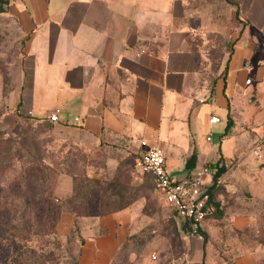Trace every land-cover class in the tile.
<instances>
[{"label": "crops", "instance_id": "crops-1", "mask_svg": "<svg viewBox=\"0 0 264 264\" xmlns=\"http://www.w3.org/2000/svg\"><path fill=\"white\" fill-rule=\"evenodd\" d=\"M7 9L22 41L2 129L55 110L50 131L69 146H111L134 157L157 142L173 177L185 173L194 150L192 166L215 165L208 186L221 164L210 190L215 210L201 223L200 262L255 264L256 242L238 240L234 263L213 244L229 228L247 227L264 202V0H7ZM231 40L206 83L198 58L209 60L205 51ZM52 190H72L71 175H59ZM136 206L80 215L61 208L54 230L71 234L72 264H152L133 245Z\"/></svg>", "mask_w": 264, "mask_h": 264}, {"label": "rangeland", "instance_id": "rangeland-1", "mask_svg": "<svg viewBox=\"0 0 264 264\" xmlns=\"http://www.w3.org/2000/svg\"><path fill=\"white\" fill-rule=\"evenodd\" d=\"M2 6L0 114L15 86L22 41L16 18L7 3ZM232 41L205 51L209 60L198 58L197 68L206 83L218 70L220 53L227 52ZM0 136L13 138L7 149L0 150V264H72L76 246L71 234L60 237L54 230L58 211L104 214L132 202L139 207L133 245L152 264L202 262L199 255L206 240L202 229L201 237L186 232L181 219L163 204L150 174L133 168L132 154L105 145L89 150L69 146L53 137L47 120L35 117L16 119L7 131L0 124ZM111 156L117 158L113 165H109ZM64 173L71 175L72 190L59 194L52 188ZM255 207L250 224L242 230L229 228L223 241L213 244L217 248L213 252L234 263L241 252L238 240L252 241L262 246L255 264H264V202Z\"/></svg>", "mask_w": 264, "mask_h": 264}, {"label": "built area", "instance_id": "built-area-1", "mask_svg": "<svg viewBox=\"0 0 264 264\" xmlns=\"http://www.w3.org/2000/svg\"><path fill=\"white\" fill-rule=\"evenodd\" d=\"M27 113L30 111L28 110ZM57 118L55 110L47 114L49 121H55ZM73 119L77 120L78 116H74ZM210 120L217 121L218 116L211 115ZM206 138L209 136L207 135ZM252 152L256 156L260 155L256 147L252 148ZM132 166L139 172H147L151 175L154 187L163 203L184 218L187 233L201 237L202 221L215 210L208 193L209 179L207 178L215 165L205 163L191 166L182 176L173 177L165 167L162 147L154 142L146 150L133 157ZM183 262L184 264H202L200 261L190 259H183Z\"/></svg>", "mask_w": 264, "mask_h": 264}, {"label": "trees", "instance_id": "trees-1", "mask_svg": "<svg viewBox=\"0 0 264 264\" xmlns=\"http://www.w3.org/2000/svg\"><path fill=\"white\" fill-rule=\"evenodd\" d=\"M3 3H7V0H0V11H3V10L5 9L4 6H2ZM234 4H235L234 16H235L236 19H238V17H237V15H238V5H237V3H234ZM41 119H42V120H44V119L47 120L45 117H42ZM47 121H48V120H47ZM48 122H49V121H48ZM230 124H231V117L229 116V113L227 112L226 120H225V125H224V132H226V131L228 130ZM12 140H13V138H11L10 136H5V137L0 136V150L4 151L5 149H7L8 146H9V144H10V142H12ZM194 160H195V151L192 150V152L190 153V155L185 159V162H184L185 166H186L187 168H188V167H191V166L193 165V163H194ZM222 169H223V167H222V165L220 164V165L216 168V170L213 171V173H212V181H211V183H210L209 186H208V193H209V194H211V191H210V190L212 189V187H213V185H214V183H215V181H216V178H217L218 174L222 171ZM153 185H154V184H153ZM210 196H211V195H210ZM65 209H68L69 211H71V212H73L74 214L78 215L77 213H75V212H74L72 209H70V208H65ZM172 213H173L175 216L181 218V220H182V226L185 228V230H186V232H187V228H186V225H185L184 218H182L181 216L177 215V214L174 213L173 211H172ZM82 214H88V213H82ZM79 215H80V214H79ZM54 224H55V222H54ZM53 233H54V230H53ZM54 234H55V233H54ZM40 250H42V249H40Z\"/></svg>", "mask_w": 264, "mask_h": 264}]
</instances>
